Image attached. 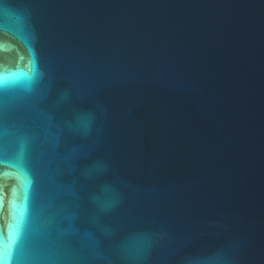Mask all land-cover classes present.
<instances>
[{
    "label": "water",
    "instance_id": "water-1",
    "mask_svg": "<svg viewBox=\"0 0 264 264\" xmlns=\"http://www.w3.org/2000/svg\"><path fill=\"white\" fill-rule=\"evenodd\" d=\"M0 264H264V0H0Z\"/></svg>",
    "mask_w": 264,
    "mask_h": 264
}]
</instances>
